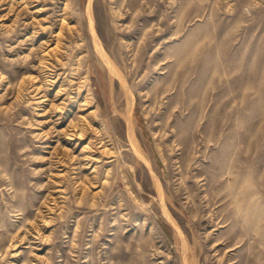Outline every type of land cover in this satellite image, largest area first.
Wrapping results in <instances>:
<instances>
[{
  "label": "rangeland",
  "instance_id": "374dc122",
  "mask_svg": "<svg viewBox=\"0 0 264 264\" xmlns=\"http://www.w3.org/2000/svg\"><path fill=\"white\" fill-rule=\"evenodd\" d=\"M92 3L126 85L88 0H0V264H264V0Z\"/></svg>",
  "mask_w": 264,
  "mask_h": 264
},
{
  "label": "bare ground",
  "instance_id": "6f19581e",
  "mask_svg": "<svg viewBox=\"0 0 264 264\" xmlns=\"http://www.w3.org/2000/svg\"><path fill=\"white\" fill-rule=\"evenodd\" d=\"M93 0H88V6H87V9H88V18H89V28H90V31H91V34L93 36V39H94V43H95V49L97 51V53L99 54V57L101 58V60L104 62V65L106 66L107 70L109 71L110 74H113L115 75V77H117L122 83H124V85H126L125 83V80H124V77H122L121 73L119 72L117 66L115 65V63L113 62V60L110 58V56L107 54V52L105 51V48H103L102 46V43L99 39V36L97 34V31H96V26H95V20H94V17H93V14H92V11H91V5L93 4L92 3ZM114 77V76H113ZM41 87V86H40ZM43 87V85H42ZM130 92V91H129ZM128 92V93H129ZM58 94V93H57ZM131 95V92L129 93ZM48 96V92H46V89L44 90V93H42V101H45L47 100ZM58 96V95H57ZM128 96V94H127ZM133 98V97H132ZM129 100L131 101L130 97H129ZM135 100V99H134ZM128 101V100H127ZM129 101V102H130ZM87 101H85V103H83V105L86 104ZM128 102V103H129ZM126 103V102H125ZM44 106V105H43ZM133 109L132 108V102L129 106V112H131ZM132 113V112H131ZM43 114H46V111L43 113ZM87 117V116H86ZM85 117V118H86ZM84 121V119H83ZM87 123V122H86ZM75 127V128H74ZM73 128V130H71L70 132H66L65 133V136L67 137V139H69L70 141L72 140H78V139H82L86 134V127L84 126V124H82L81 126L79 125H75ZM127 131H128V134L130 135L131 137V140L133 139V123L131 121V115L129 113L128 115V119H127ZM46 134V133H45ZM136 139V138H134ZM133 141V140H132ZM79 142H76V145H78ZM136 143V142H135ZM133 144V147L137 153V155L146 163V165H150L149 161L143 156V154L141 153V150H139L137 148V146L134 144V141L132 142ZM87 146V145H86ZM85 146V147H86ZM84 150L86 148H83ZM83 150V151H84ZM87 152V151H86ZM75 159V158H74ZM86 159V157L84 158ZM86 167V166H85ZM150 168V166H149ZM156 175V174H155ZM155 178V177H154ZM157 180V183H158V187H159V191H161V186H160V183L158 181V179L156 178ZM94 184V183H93ZM166 216L169 218V220L171 221V223L179 230L180 234H182V231L181 229L179 228V226L177 225V223L174 221V219L171 217L170 213H168L166 211Z\"/></svg>",
  "mask_w": 264,
  "mask_h": 264
}]
</instances>
